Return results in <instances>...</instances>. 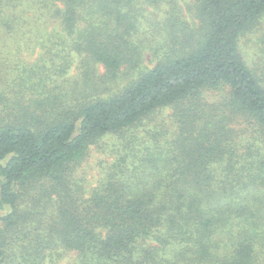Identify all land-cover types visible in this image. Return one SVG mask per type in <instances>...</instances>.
<instances>
[{"label": "trees", "instance_id": "obj_1", "mask_svg": "<svg viewBox=\"0 0 264 264\" xmlns=\"http://www.w3.org/2000/svg\"><path fill=\"white\" fill-rule=\"evenodd\" d=\"M263 17L264 0H0V49L59 26L0 89V264H264V76L240 47ZM109 135L126 153L91 184Z\"/></svg>", "mask_w": 264, "mask_h": 264}, {"label": "rangeland", "instance_id": "obj_2", "mask_svg": "<svg viewBox=\"0 0 264 264\" xmlns=\"http://www.w3.org/2000/svg\"><path fill=\"white\" fill-rule=\"evenodd\" d=\"M30 26H33L34 32L30 34L29 39L4 40L8 43H5L7 46L1 47L0 49L1 90L6 89L8 84L17 77V72L13 65L14 61L18 63L24 61L26 65H31V63L36 61L47 63V60L52 58V55L48 54L47 50L41 46V42L44 39L42 38L41 33L43 31L45 34L55 32V29H59V26L25 25L24 29L28 30ZM34 35L36 36L34 37ZM18 45H21L22 48L18 49ZM240 47L249 64L255 66L261 75L264 76V17L261 19L259 25L254 26L253 29L241 38ZM78 61L79 58L74 56L73 67L69 76H75L76 79L81 80V73L76 68ZM97 72L99 75H102L104 69L99 66ZM96 78L97 80H100L99 77ZM65 79L66 78H63V81ZM166 112L169 114L170 110L167 109ZM134 130L136 131L135 134L140 138V142L138 143V146H140L141 143L146 140L147 132L144 127H139ZM91 148V153L86 162L83 163L80 173L87 178L88 182L95 184L96 179L106 173L112 163L116 161V158L124 155L126 152L124 151L122 144H120L117 135L106 136L100 140L98 145H93ZM134 161L135 159L131 157L127 160V164L130 168L133 166Z\"/></svg>", "mask_w": 264, "mask_h": 264}]
</instances>
